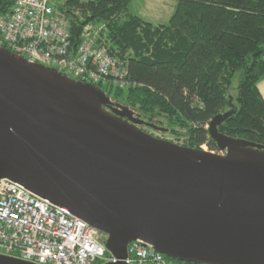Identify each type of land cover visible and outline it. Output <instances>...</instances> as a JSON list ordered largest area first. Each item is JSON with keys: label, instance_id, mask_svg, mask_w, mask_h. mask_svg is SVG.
I'll return each instance as SVG.
<instances>
[{"label": "water", "instance_id": "obj_1", "mask_svg": "<svg viewBox=\"0 0 264 264\" xmlns=\"http://www.w3.org/2000/svg\"><path fill=\"white\" fill-rule=\"evenodd\" d=\"M88 82L0 48V179L107 234L127 264L143 240L174 259L200 264H264V147L209 132L225 154L145 131L128 107ZM231 101V100H230ZM0 264H36L0 254Z\"/></svg>", "mask_w": 264, "mask_h": 264}, {"label": "trees", "instance_id": "obj_2", "mask_svg": "<svg viewBox=\"0 0 264 264\" xmlns=\"http://www.w3.org/2000/svg\"><path fill=\"white\" fill-rule=\"evenodd\" d=\"M54 1L75 46L86 26L104 25V43L127 64L128 82L94 84L143 126L219 150L209 124L234 107L219 131L264 147V0H178L159 25L133 14L131 0ZM11 5L0 0V13Z\"/></svg>", "mask_w": 264, "mask_h": 264}, {"label": "built area", "instance_id": "obj_3", "mask_svg": "<svg viewBox=\"0 0 264 264\" xmlns=\"http://www.w3.org/2000/svg\"><path fill=\"white\" fill-rule=\"evenodd\" d=\"M104 25L86 26L75 46L54 0H12L0 13V48L91 83L125 85L127 64L114 57L101 34ZM201 149L215 153L208 143ZM107 234L24 185L0 179V254L36 264H105L117 259ZM127 264H200L167 260L143 240L129 243Z\"/></svg>", "mask_w": 264, "mask_h": 264}, {"label": "crops", "instance_id": "obj_4", "mask_svg": "<svg viewBox=\"0 0 264 264\" xmlns=\"http://www.w3.org/2000/svg\"><path fill=\"white\" fill-rule=\"evenodd\" d=\"M149 2H152V4H154V7L160 6L156 1V0H131L130 5H129V10L137 15L142 17L144 20L149 21L155 25H159V24H164L167 23L171 17V15L173 14L175 7L177 5L178 0H169V2L172 4L170 6V8L168 9V11L166 9H163V11H161L159 14H156V11L153 13L151 10V8L149 9ZM161 15V16H158ZM163 18V19H162ZM258 89L261 93V95L264 98V78H262L259 82H258Z\"/></svg>", "mask_w": 264, "mask_h": 264}, {"label": "rangeland", "instance_id": "obj_5", "mask_svg": "<svg viewBox=\"0 0 264 264\" xmlns=\"http://www.w3.org/2000/svg\"><path fill=\"white\" fill-rule=\"evenodd\" d=\"M156 1H158L157 3L160 6L154 7L153 6L154 4H152V2H149V7H148L149 9L151 8L150 11H152L153 13L156 11V14H159L161 11H163V9H166L168 11V9L170 8V6L172 5L169 2V0H156ZM158 16H161V15H158ZM161 17H164V15L161 16ZM232 94L234 96H236V90L232 91ZM230 100H232V98H230ZM140 127L143 128L145 131L150 132V133H152V134H154L156 136H159V137L165 138V139H169V140H171L173 142H176V143H179V144H184L185 143V140H186L184 136L178 138L175 135H172V134H170L168 132L155 131V130H153L151 128H148L146 126H143V125H140ZM215 153H217V154H225V151L224 150H221V151H216Z\"/></svg>", "mask_w": 264, "mask_h": 264}, {"label": "flooded vegetation", "instance_id": "obj_6", "mask_svg": "<svg viewBox=\"0 0 264 264\" xmlns=\"http://www.w3.org/2000/svg\"><path fill=\"white\" fill-rule=\"evenodd\" d=\"M76 80V79H75ZM88 83H91V82H88ZM92 84H94V83H92ZM96 85V84H95ZM96 87L98 88V90L100 89L97 85H96ZM101 91H103L102 89H100ZM104 92V91H103ZM105 93V92H104ZM103 106L107 109V110H110V111H112V110H116V109H118V106H119V104L118 103H116L114 100H112L111 98H110V101L107 103V104H105V103H103Z\"/></svg>", "mask_w": 264, "mask_h": 264}]
</instances>
